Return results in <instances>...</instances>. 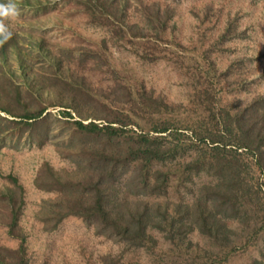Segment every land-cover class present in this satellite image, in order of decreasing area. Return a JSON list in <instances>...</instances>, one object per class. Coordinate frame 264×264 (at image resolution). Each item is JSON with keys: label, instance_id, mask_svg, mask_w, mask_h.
<instances>
[{"label": "trees", "instance_id": "obj_1", "mask_svg": "<svg viewBox=\"0 0 264 264\" xmlns=\"http://www.w3.org/2000/svg\"><path fill=\"white\" fill-rule=\"evenodd\" d=\"M63 1L103 31L101 42L71 48L40 39L25 45L12 33L0 43V148L52 146L67 164L38 168L33 187L47 197L34 219L45 232L69 217L80 219L97 237L121 247L116 264L128 253L160 258L151 264H225L264 232V197L250 174L252 163L264 174V91L249 101L234 96L216 105V90L246 92L264 78V66L250 79L256 70L247 65L264 54L218 70L208 53L245 37L237 18L227 17L199 50L204 65L191 79L189 103L197 114L180 119L181 106L167 103L143 79L125 80L128 71H118L105 40H115L116 47L128 42L145 63L159 59L162 45L182 52L175 8L138 1L140 8L129 16L128 0ZM14 2L34 16L52 9L49 0ZM210 7L201 9L204 16ZM177 53H171L173 64L182 58ZM103 73L112 78L105 88L93 78ZM6 179L0 224L19 244L0 246V264H29L20 224L25 189L15 177ZM195 232L202 244L189 240ZM102 263L110 264V257Z\"/></svg>", "mask_w": 264, "mask_h": 264}, {"label": "rangeland", "instance_id": "obj_2", "mask_svg": "<svg viewBox=\"0 0 264 264\" xmlns=\"http://www.w3.org/2000/svg\"><path fill=\"white\" fill-rule=\"evenodd\" d=\"M138 1L143 4L157 2L162 6L175 8L176 33L184 44L182 52L169 48L163 50L166 46L162 45V53L156 55L159 59L154 63H145L139 61L134 47L126 41L119 42L116 47V41L107 36L106 45L113 54V62L118 71H128L123 74L125 80L133 83L134 80L143 79L147 88L161 94L167 103L181 106L178 108L180 119L194 118L197 114L194 104L190 106L189 103L193 100L191 79L204 65L199 50L207 48V41L210 43L217 36L227 17L237 18L238 29L244 31L245 37L208 53L209 60L215 63L216 68L222 70L234 61L256 59L264 54V0H128L129 16L140 8ZM48 3V7L52 9L36 16L28 8L17 6L18 16L8 18L4 23L11 33L18 34L24 40L25 45L30 41L35 43L44 39L49 44L72 48L99 43L104 38L103 31L90 26L86 18L65 1L49 0ZM207 6H211V10L204 16L201 9ZM172 52H178L182 57L177 64L172 63L176 58ZM247 66L249 71L256 70V74L250 75L249 78H256L262 72L264 59L261 62L253 60ZM93 78L103 88L112 81V78L104 73ZM222 90H216V98L220 96L216 105L229 101L234 96L249 101L264 91V78L250 84L246 92L234 95L235 92H229L230 88L225 87ZM56 111L52 110L53 113ZM243 155L246 159V155ZM43 163L55 168L67 166L66 162L56 155L52 146L42 149L20 146L17 150L9 146L0 148V189L7 184V176L15 177L25 189V206L20 224L27 233L29 264H103V257H110V264H116L121 247L97 237L80 219L69 217L53 232L43 231L41 224L34 219L39 202L47 197L33 187L35 174ZM250 171L253 183L264 197V174L257 171L253 163ZM232 227L234 228L233 225ZM152 234L159 242V249L165 251L167 246L162 238L156 232ZM189 240L193 244H202L203 241L196 232L189 236ZM18 244V240L10 237L0 224V246L16 248ZM252 258L264 261V232L260 233L247 249L236 251L225 264H248ZM152 259L155 262L160 260L159 257H145L142 253H128L119 264H151Z\"/></svg>", "mask_w": 264, "mask_h": 264}, {"label": "clouds", "instance_id": "obj_3", "mask_svg": "<svg viewBox=\"0 0 264 264\" xmlns=\"http://www.w3.org/2000/svg\"><path fill=\"white\" fill-rule=\"evenodd\" d=\"M18 14L19 10L14 0H9L7 4H0V43L7 41L12 36L4 21L8 18H14Z\"/></svg>", "mask_w": 264, "mask_h": 264}]
</instances>
